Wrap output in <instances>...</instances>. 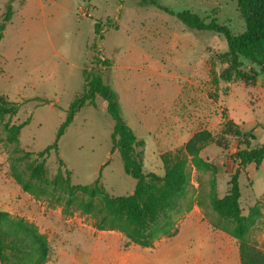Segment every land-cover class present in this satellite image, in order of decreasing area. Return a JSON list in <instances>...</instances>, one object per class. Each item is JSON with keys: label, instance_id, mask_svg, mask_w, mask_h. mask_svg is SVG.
<instances>
[{"label": "rangeland", "instance_id": "obj_1", "mask_svg": "<svg viewBox=\"0 0 264 264\" xmlns=\"http://www.w3.org/2000/svg\"><path fill=\"white\" fill-rule=\"evenodd\" d=\"M157 1L170 11L151 0H13V15L0 40V97L18 102L19 110L0 119V209L26 217L47 234L51 251L45 264H240L239 242L214 226L207 196L212 180L220 196L230 188L239 170L232 157L239 149L236 140L226 148L209 142L200 150L216 172L189 163L188 191L172 211L177 232L161 234L150 247L129 241L118 230L97 229L94 215L79 206L82 194L66 209L68 195L60 188L34 196L12 174L13 147L32 151L26 159L31 160L54 142L70 102L83 89L84 69L101 71L117 92L124 119L145 141L146 172L163 174L160 153L182 147L194 132L207 128L219 135L226 111L219 94L238 85L215 79L225 65L227 41L214 31L187 27L177 13L190 10L207 21L215 17L242 33L246 23L237 0ZM7 2L0 0V22ZM132 53L139 56L136 61ZM160 60L165 65L161 74L149 72L150 63ZM243 68L254 67L247 61ZM258 79L264 81V72ZM249 92L228 104L245 134L257 128L252 140L257 147L264 143V96ZM106 105L97 96L95 105L77 111L58 140V151L47 157L48 184L61 167L63 174L71 171L75 185L89 184L101 174L109 193L134 191L136 179L125 172L119 151L111 150L114 120ZM154 113L161 115L158 130L141 118ZM27 118L18 139L7 141V125ZM252 164L239 170L240 203L244 214L259 206L249 239L264 249V160L258 168Z\"/></svg>", "mask_w": 264, "mask_h": 264}, {"label": "trees", "instance_id": "obj_2", "mask_svg": "<svg viewBox=\"0 0 264 264\" xmlns=\"http://www.w3.org/2000/svg\"><path fill=\"white\" fill-rule=\"evenodd\" d=\"M13 0H8L6 10L0 22V40L4 36L7 22L13 15ZM159 8L170 11L157 0H151ZM246 30L234 33L216 18L207 21L198 13L183 10L177 13L178 18L189 28L214 31L227 41V50L223 53L224 67L215 78L224 81L241 80L255 83L260 73L264 72V0H237ZM97 25L95 33H98ZM95 46V43H93ZM244 59L256 64L259 68L247 70L243 68ZM105 63L109 60L105 59ZM84 85L80 93L70 102L66 118L60 124L53 143L35 152V157L26 160L33 152L13 147L10 164L13 177L24 191L34 196L52 194L56 188L67 193L65 208L78 200L85 213L95 217L94 226L99 230H118L129 241L142 247H150L161 234L173 236L177 232L174 227L172 211L175 210L185 196L190 185L189 163L198 168L217 171V167L200 156V150L209 142H216L226 148L232 140H239L241 147L232 155L242 168L254 163L258 168L264 160V143L252 146L255 134L242 132L240 125L224 115L220 122L221 131L216 135L203 128L194 132L182 147L160 153L164 172L159 174L144 170L143 138H138L134 130L124 119L118 94L112 85L105 81L101 71L84 69ZM102 97L107 111L114 120L111 134L112 152L119 151L127 174L136 179L134 191L130 194L114 195L105 190L99 177L89 184L72 183L71 171L60 167L53 180L48 184L46 161L52 150L58 151V140L67 126L74 120L77 111L85 104L96 103V97ZM19 110V103L0 97V119L6 114L14 115ZM30 118L17 123L8 124L5 139L14 142L18 139L24 125ZM18 152H22L20 155ZM25 160V161H24ZM60 165L64 162L59 159ZM22 161L25 162L22 164ZM106 161V163H108ZM105 163V164H106ZM239 170L230 179V188L220 196L216 182L212 180L207 193L210 208L213 211V224L239 242L240 264H264V249L249 239V233L261 214L258 205L251 212L244 214L241 203V191L238 183ZM51 186V187H50ZM50 242L46 233L37 224L24 216L13 215L8 210L0 209V263L1 264H45L50 256Z\"/></svg>", "mask_w": 264, "mask_h": 264}, {"label": "crops", "instance_id": "obj_3", "mask_svg": "<svg viewBox=\"0 0 264 264\" xmlns=\"http://www.w3.org/2000/svg\"><path fill=\"white\" fill-rule=\"evenodd\" d=\"M138 57L139 56H137V54L132 53V58H133L134 61H136L138 59ZM244 61L247 62L249 60L244 59ZM255 65L256 64L251 62V66H253L255 69L259 70L258 66L256 65L257 66L256 67ZM164 66L165 65L163 63H161V60H160L159 62L158 61L155 62L154 66H153L152 63H150V67H149L148 70L151 73H155V74L159 75V74H161V69L164 68ZM235 83L238 84V85L236 87H233L234 90H232L230 92H226V93L225 92L224 93H220L219 96H220L221 100H223V102H224V108L226 109L225 115L228 116V118H231L235 122H237L235 120L234 116L231 114V112L229 110V104H228L229 101L232 100V99L237 98L240 94L250 93L249 92L250 89H254L257 92L259 98L263 97L264 96L263 95L264 94V81L259 80L257 78L255 83H247V82H244V81H241V80H237V82H235ZM194 84L197 85L196 82H194ZM182 87H183L182 85L179 86V91H180V88H182ZM176 95H178V92L176 93ZM174 97H175L174 98V101H175V99L177 97L176 96H174ZM159 114H161V108H159ZM141 118H142L143 121H147L148 124H150V123L154 124L155 123L154 128H152V129H154V130L160 129L161 115H158V113H154L153 116H151V114L150 115L145 114V115H143V117L141 116ZM240 127H241V125H240ZM241 129H242V127H241ZM256 131H257V128L255 127L254 130H252L250 132L255 133ZM242 132H243V130H242ZM234 144H237L239 147H241V144L239 143V140H236V142ZM249 166H253V164L251 163V164H249Z\"/></svg>", "mask_w": 264, "mask_h": 264}, {"label": "water", "instance_id": "obj_4", "mask_svg": "<svg viewBox=\"0 0 264 264\" xmlns=\"http://www.w3.org/2000/svg\"><path fill=\"white\" fill-rule=\"evenodd\" d=\"M241 169V166H239V170Z\"/></svg>", "mask_w": 264, "mask_h": 264}, {"label": "built area", "instance_id": "obj_5", "mask_svg": "<svg viewBox=\"0 0 264 264\" xmlns=\"http://www.w3.org/2000/svg\"><path fill=\"white\" fill-rule=\"evenodd\" d=\"M90 14V13H89Z\"/></svg>", "mask_w": 264, "mask_h": 264}]
</instances>
